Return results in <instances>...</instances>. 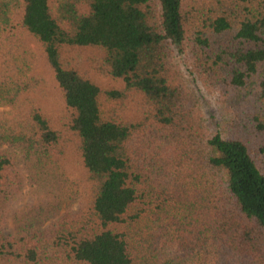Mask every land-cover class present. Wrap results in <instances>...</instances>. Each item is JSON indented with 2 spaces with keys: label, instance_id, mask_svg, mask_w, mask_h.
<instances>
[{
  "label": "trees",
  "instance_id": "16d2710c",
  "mask_svg": "<svg viewBox=\"0 0 264 264\" xmlns=\"http://www.w3.org/2000/svg\"><path fill=\"white\" fill-rule=\"evenodd\" d=\"M0 106V264H264V0H0Z\"/></svg>",
  "mask_w": 264,
  "mask_h": 264
},
{
  "label": "rangeland",
  "instance_id": "374dc122",
  "mask_svg": "<svg viewBox=\"0 0 264 264\" xmlns=\"http://www.w3.org/2000/svg\"><path fill=\"white\" fill-rule=\"evenodd\" d=\"M174 65H177L181 73V77L188 88L193 90L201 100V111L204 123L210 129H215V124L222 114V105L220 96L217 93L211 92L201 85L200 81L191 73L190 66L183 56L174 58ZM53 97V98H52ZM52 97L43 99L48 104L49 108L54 112L57 111L55 106L56 98ZM14 110L9 106H0V116L11 118L14 115ZM43 194L36 191L34 187L27 185L22 193L21 199L16 204V209L20 210L25 206H37L40 201L44 202ZM76 204H72L70 209H74ZM68 210V207L63 205L58 215H61Z\"/></svg>",
  "mask_w": 264,
  "mask_h": 264
}]
</instances>
